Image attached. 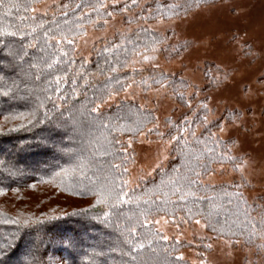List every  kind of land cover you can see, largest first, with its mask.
<instances>
[{
	"label": "trees",
	"instance_id": "obj_1",
	"mask_svg": "<svg viewBox=\"0 0 264 264\" xmlns=\"http://www.w3.org/2000/svg\"><path fill=\"white\" fill-rule=\"evenodd\" d=\"M40 1L3 0L0 3V30H6L0 35V92L8 90L10 93L9 96L0 95V128L3 129L0 130V154L6 155H0V194L52 186L51 195L62 194L85 205L57 210L52 201L51 209H40L34 216L0 209V245H10L6 247V255L0 256L2 264H24L32 259L29 253L35 256L38 264H141V260L156 264L166 255L165 249L171 254L168 255L169 264H190L185 259L176 261L181 251L192 247L185 241L156 240L153 244L156 251L146 245L137 251L135 261L130 255L122 254L130 252L134 246L127 243L129 239L142 240L144 233L156 230L152 223L145 225L144 217L140 215L142 209L149 207L145 200L153 210L159 206L167 212L149 215L151 221L157 216H165L178 224L199 220L206 234L195 241L200 248L207 247L209 240L221 239L253 250L254 262L264 264L263 198L247 200L243 194L247 187L243 179L219 184L202 181L217 167L231 169L240 164L241 159L231 152L233 140L217 135L222 123H232L239 114L223 112L219 117L205 121L211 111L208 106L202 107L208 103L207 96L202 94L212 87L211 82L199 89L192 87L191 94L186 96L191 87L178 75H169L153 67L130 69L134 63L144 60L145 55L172 58L189 47L187 43L172 45L173 32H156L146 24L181 19L199 8L224 0H138L137 5L123 11L133 12L131 17H123L131 29L116 31L94 43L88 61L76 56L75 42L88 28L103 30L105 21L122 15L119 9L131 0H119L116 8L111 6L112 0H104L106 8L98 12L84 6H95L97 0H59L44 15H31V8ZM64 4L69 7L63 8ZM77 4L82 6L76 8ZM64 12L66 16L62 15ZM109 12L111 16L107 15ZM41 23L43 29L37 28ZM57 25H60L59 29ZM33 28H36L35 32ZM49 29L51 36L56 39L66 36L73 44L61 40L63 51L53 55L55 40L49 41L44 36V31ZM12 32L16 35L7 34ZM105 47L111 51L105 52ZM42 58L49 63L54 59L59 62L49 69ZM33 63L38 65L36 69L29 67ZM125 63L128 66L122 67ZM110 66L117 67L118 71L109 72ZM36 76L40 78L36 79ZM58 76L61 77L59 84ZM116 80L124 84L123 90ZM156 81H162V84ZM128 84L141 92L161 88L186 111L166 117L160 129L155 110L137 100H119L105 106L109 92L111 96L119 95ZM12 96L23 99H12ZM97 97H102L104 102ZM93 100L99 109L97 113L89 114L81 106L90 108L94 105L89 101ZM40 103L44 105L39 109L44 123L36 124L30 130H7L26 121L10 119L5 122V116L28 114ZM70 112L82 124L73 132L69 120L67 135H63L65 129L57 125L68 120ZM141 133L168 141V160L152 175L129 188L124 184L128 158L122 151L125 148L123 140L134 141ZM172 136L176 139L172 140ZM43 137H51L52 141L41 144ZM117 140L120 143H116ZM53 142L60 147H53ZM190 168L199 171L200 176L189 171ZM185 177L195 183L190 185ZM58 178L62 182L56 181ZM59 184L64 188L56 187ZM176 187L181 190L175 191ZM108 190L126 193L125 199L131 198L133 202L113 206L115 197L110 196L108 203L98 204L96 193ZM181 196L186 199H180ZM137 197L139 200L135 199ZM40 205L44 206L43 203ZM188 207L198 208L203 216L188 219ZM105 212L109 213L107 217ZM25 220L28 224H24ZM209 224L216 230L213 231ZM133 227L136 232L130 234L129 229ZM68 240L74 242L73 247H68Z\"/></svg>",
	"mask_w": 264,
	"mask_h": 264
},
{
	"label": "rangeland",
	"instance_id": "obj_2",
	"mask_svg": "<svg viewBox=\"0 0 264 264\" xmlns=\"http://www.w3.org/2000/svg\"><path fill=\"white\" fill-rule=\"evenodd\" d=\"M57 1L41 0L31 8L30 14L44 15ZM132 15L133 12H123L120 16L111 17L103 30L88 28L74 44L76 56L88 61L94 43L116 31L131 29L123 17ZM146 25L156 32H173L172 45L187 43L189 47L179 56H153V60L134 63L130 69L153 67L169 75H178L191 87L186 96L191 94L192 87L199 89L211 82L212 87L202 94L207 96V106L211 111L207 121L223 112L239 114L232 123H222L217 135L221 139L233 140L231 152L241 159L240 164L231 169L217 167L202 181L219 184L243 179L247 185L243 190L246 199L261 197L264 200V0H224L199 8L181 19L159 20ZM128 99L153 108L160 129L166 117L186 111L179 108L161 88L141 92L134 86H127L119 95L107 98L105 106ZM123 143L127 149L123 152L128 158L125 172L129 188L152 175L168 160V141L141 134L136 140H123ZM56 181L62 182L61 178ZM56 187L64 188L61 184ZM53 189L52 186H36L22 192L0 194V209L34 216L40 209H51L54 204L57 210L85 205L62 194L51 195ZM40 203L44 206L40 207ZM157 220L160 223H155ZM152 221L155 229L167 235L168 240L192 244L191 248L178 254L190 264H259L257 260L254 262L253 250L235 246L229 241L209 240V249L200 248L198 243L195 244L196 239L206 237L201 223L178 224L165 216H157Z\"/></svg>",
	"mask_w": 264,
	"mask_h": 264
},
{
	"label": "snow or ice",
	"instance_id": "obj_3",
	"mask_svg": "<svg viewBox=\"0 0 264 264\" xmlns=\"http://www.w3.org/2000/svg\"><path fill=\"white\" fill-rule=\"evenodd\" d=\"M2 2H3V0H0V3H2ZM137 3H138V0H131L130 4L125 2L123 8H120L119 11H121V12L127 11L130 7L137 5ZM118 4H119V0H112V5L111 6L113 8H116ZM14 6L18 7L19 5H14ZM81 6L82 5L77 4L76 8H80ZM84 6L91 7L93 11H97V12L99 11V9L106 8L104 0H97V4L95 6H92V5H84ZM62 7L63 8H68L69 6L67 4H64V5H62ZM34 11H35V9H34ZM62 15L66 16L67 13L64 12V13H62ZM107 15L111 16L112 13L109 12V13H107ZM105 23H107V21H105ZM43 27H44L43 23L37 25V28L43 29ZM56 27H57V29H59L60 25H57ZM35 31H36V28H33V32H35ZM5 32H6V30H0V35L5 34ZM50 32H51V29H49L47 31H44V36L49 41L50 40H55V45H52L53 55H55L57 52L63 51V49L61 47V40H66L67 44H69V45L73 44V40L72 39H68L66 36H63V35L61 36V39H56L55 36H51L50 35ZM7 34L8 35H13V36L16 35V33H14V32L7 33ZM30 47H35V45H30ZM114 47H119V46L114 45ZM153 50H155V49H153ZM104 51L105 52H110L111 49L105 47ZM145 51H147V49H145ZM63 54L67 55V52H64ZM19 58L22 60L23 56L21 55ZM143 59L145 61H150V60H153L154 57L150 56V55H145V56H143ZM42 62L45 64V67L50 69V68L53 67V64L54 63H58L59 60L58 59H54V60H52V62L49 63L47 61H44L43 58H42ZM127 66H128L127 63L122 65V67H127ZM29 67L32 68V69H36L38 67V65L33 63V64H30ZM117 71H118L117 67H115V66H110L109 67V72L116 73ZM133 71H135V68H133ZM161 75H163V74H161ZM39 78H40L39 76H36V79H39ZM109 78H111V77H109ZM56 79H57V83L59 84V82L61 80V77L58 76ZM115 82L120 85L121 90L124 89V84L121 81L116 80ZM156 82L162 84V81H156ZM73 83H75V81H73ZM133 83H134V81H133ZM144 83H147V82L145 81ZM128 87L131 88L132 85L128 84ZM57 91H59V88H57ZM73 91H75V89H73ZM0 95L9 96L10 93H9L8 90H5V91L0 92ZM108 95H109V98H111L112 93L109 92ZM11 98L12 99H23V97H15V96H12ZM97 98L101 100V103L104 102L102 97H97ZM181 98H183V97H181ZM89 104L94 105V106L88 108V107H85L84 105H82L81 107L84 109V111L88 112L89 114L97 113L98 109H99V105L95 104L94 100L93 101H89ZM42 107H44V105H43V103H40L35 109H33L28 114L17 113L15 115L5 116L4 117L5 122H8L10 119L26 121V123H20L18 125V127L17 126H13V127L8 128L7 130L8 131H17L18 129L30 130V128H34L36 126V124L44 123L45 122L44 119H41L40 114H39V109L42 108ZM202 107L206 109L207 105H202ZM44 117H45V119L47 118V113L46 112L44 113ZM204 119H205V121H207V117H205ZM69 120L72 121V124H71L70 127H71V130L73 132L78 131V127L77 126L82 124V122L79 121V120H76L75 117L70 112L68 120H64V121L60 122L57 125L58 128L65 129V132L63 133V135H67V130H68V127H69ZM0 130H3V129L0 128ZM129 131H135V130L134 129H129ZM149 131L151 132V129ZM141 134H143V133H141ZM158 135L163 136L164 133H158ZM192 135L195 136V132H193ZM213 135H215V134H213ZM171 139L175 140L176 137L172 136ZM50 141H52L51 137L40 138L41 144L47 145ZM116 143H120V142L117 140ZM52 146L53 147H60V145L56 144L55 142L52 143ZM61 150L64 151L65 149L61 148ZM122 151L126 152L127 149H122ZM208 151H211V149H209ZM115 167H118V166H115ZM125 171H127V170L125 169ZM189 171H193L194 174L197 177H199L200 174H201L199 171H197L195 169H192V168H190ZM205 171L207 172V171H209V169L205 168ZM185 179L188 180L190 185L195 183V181H192L188 177H185ZM127 183H128L127 181H124L125 185ZM173 183H175V182H173ZM180 190L181 189L178 188V187L175 188V191H180ZM126 195H127L126 193H122V194L115 193L112 190H108L107 192H99L98 191L96 193V196H97L96 202L98 204L108 203L110 196H114L115 197V199L113 201V206H115L116 204H120L121 202H123V203L133 202L131 198L126 200L125 199ZM135 199L139 200V197H137ZM180 199L184 200V199H186V196H181ZM165 203L167 204L168 201H165ZM145 204H149V207L142 209L141 212H140V215L142 217H144V224L145 225L150 224V223L153 222V221L148 219L149 215H154L157 212L165 211L164 208L159 207V206H156L155 209L153 210L152 205L149 203L148 200H145ZM186 213H187L188 219H192V218H194L196 216H203V213L198 208L196 210H193V207L186 208ZM165 214H167L166 211H165ZM108 215H109L108 212L104 213L105 217H107ZM155 223L158 224V223H160V221L157 220V221H155ZM164 223H167V221H165ZM196 223L199 224L200 221L196 220ZM262 223H264V218H262ZM24 224H28V221L25 220ZM208 226L209 227H213V231L216 230V228L213 225L209 224ZM129 232H130V234H134L136 232V228L133 227V228L129 229ZM168 239H169V237L167 235H162L159 230L149 231V232H146V233L143 234V239L142 240L141 239H137V240L133 241V240L129 239L127 241V243L133 244L134 246L131 248L130 252L122 253V254L123 255H130L131 256V260L135 261L137 259L136 253H137L138 250L144 249L146 247V245H147L149 247H152L153 252H155L156 249H155V247H153L154 241H156V240H165L166 241ZM41 243H42V241H41ZM62 243H63V241H62ZM67 245H68L69 248H71V247L74 246V242L72 240H68ZM6 247H10V245H0V256L6 255ZM207 247H211V245H207ZM164 251H165L166 255L161 260L156 262V264H169L168 255H171V254L167 253L166 249ZM29 255L32 256V259L31 260H26L24 262V264H38V261L36 260L35 256L32 255V253H29ZM183 259L184 258H183L182 255H179V256L176 257V261L177 262H179V261H181ZM0 264H2V261H0ZM141 264H151V262L141 260Z\"/></svg>",
	"mask_w": 264,
	"mask_h": 264
}]
</instances>
